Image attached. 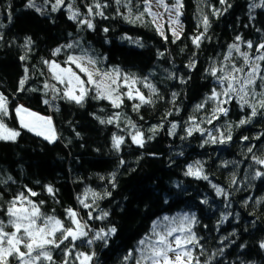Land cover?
I'll return each mask as SVG.
<instances>
[{"label":"trees","instance_id":"obj_1","mask_svg":"<svg viewBox=\"0 0 264 264\" xmlns=\"http://www.w3.org/2000/svg\"><path fill=\"white\" fill-rule=\"evenodd\" d=\"M182 2L180 39L167 28L165 40L151 16L146 13L142 21L130 23L123 18L128 9L115 0H99L108 5L101 9L107 19L87 16L86 6L93 0H64L57 11H52L55 0H34L41 12L28 7V0H0V94L7 98L8 108L4 121L20 133L14 141L0 140V221L5 230L12 229L6 214L10 201L31 189L38 195L29 199L40 212L60 219L65 227H73L65 210L76 211L88 238L101 230L116 229L105 238L107 243L93 239L89 245L87 238L78 239L67 257L68 264H80L75 259L79 253H94L85 264H135L139 258L136 249L143 247L138 242L151 235L154 222L182 214L195 215L192 230L200 247L193 255L200 264H264V248L260 247L264 242V176L253 178L256 171L264 172V165L254 159H264V115L260 114L264 109L249 123L239 125L251 109H242L233 98L223 105L229 109L227 116L217 113L218 119L207 122L217 107L216 101L207 98L213 89L221 91L209 69L224 67L227 71L231 65L243 66L241 53L253 59L261 54L256 45L264 42V6H259L262 0ZM253 4L258 6L250 7ZM70 8L80 13L77 20L69 19ZM131 8L134 18L143 11L142 0H132ZM205 16L206 32L201 24ZM80 19H91L94 29L81 25ZM201 32L204 37L197 48L191 38ZM237 36L241 40L237 41ZM29 39L31 44L26 47ZM247 41H252L253 48L247 47ZM70 43L79 47L62 48L60 54L52 55L56 48ZM234 43L240 52L233 49L226 60ZM74 54L92 56L101 71L119 69L140 80L146 78L145 83L155 87V94L144 83L136 85L152 103L136 110L139 100L124 98L121 106L114 108L106 99L93 98L94 92L83 104L62 98L64 85L51 79L43 61L66 66L67 56ZM22 56L26 59L21 60ZM192 61L195 67L190 69L187 65ZM257 63L264 70V61ZM26 68L28 79L20 90ZM181 79L186 82L181 83ZM45 83L56 85L59 94L51 87L45 89ZM260 83L257 80V92L261 91ZM172 93H176L175 98ZM206 100L204 108L197 110L196 105ZM21 104L52 116L58 134L55 142L21 127L16 113ZM190 118L203 134L197 130L187 134L186 130L194 127ZM101 120L112 123L102 124ZM173 123L177 125L175 132L171 130ZM154 126L157 130L149 131ZM137 130L143 133V147L132 142ZM229 131L232 139L225 143H204L210 140L209 132L219 140L221 132L227 136ZM114 135L124 138L119 151L113 148ZM253 145V151L248 152ZM197 161L207 180L185 175L188 166ZM213 185L227 196L217 195ZM46 186L53 187L54 195ZM80 199L91 208H84ZM89 212L93 219H89ZM105 212L106 217L95 218ZM66 247H71L68 241L52 249V261L38 264H64ZM129 251L134 258L125 261Z\"/></svg>","mask_w":264,"mask_h":264},{"label":"snow or ice","instance_id":"obj_2","mask_svg":"<svg viewBox=\"0 0 264 264\" xmlns=\"http://www.w3.org/2000/svg\"><path fill=\"white\" fill-rule=\"evenodd\" d=\"M227 0H220L221 4H225ZM115 3L118 6H124L128 9V15H125L123 18L130 22L136 23L142 21L144 15L147 13L152 17V23L156 24L158 18H162V13L153 12V0H142L143 11L139 12V15H136L132 18V0H115ZM64 4V0H55V4L52 6V11L59 10L60 6ZM155 5L157 7L164 8L165 12L169 14V28L175 39H180V31H177L179 27L182 31L183 25L180 22V16L182 15L181 9L183 7L182 0H175V3L172 6H169L165 3V0H155ZM108 5L99 3V0H93V4L87 5V16H101L107 19L104 15L102 8L107 7ZM231 7V5H228ZM258 5H251L250 7H257ZM264 6V0H262V5ZM28 7L35 8L37 12H41V9L37 7L34 3V0H28ZM140 5L137 4V8ZM95 9V11H94ZM226 10V9H225ZM71 11V8H70ZM174 13V15H172ZM117 14L119 13V7L117 8ZM218 14V13H214ZM80 16L78 11H71L69 19L77 20ZM81 25H86L88 29H94V24L91 19H80L78 21ZM201 24L204 28V32L208 28V18L205 16ZM2 26V25H0ZM163 25L156 24V31L166 40L162 31ZM107 32L108 29L103 30ZM259 31V30H258ZM204 32H201L199 35L192 37V43L197 48L200 46V42L204 37ZM3 37L0 36V39ZM236 40H241L240 36L236 37ZM140 45L139 41H135ZM31 44L29 39L26 42V47ZM248 48H253L252 41L246 42ZM141 47L143 45H140ZM74 47H79L78 43H70L62 47L56 48L52 55L56 56L61 53L62 48L72 49ZM240 52L238 44H232L229 46L228 56L225 57L227 60L231 54L232 50ZM256 51L261 53L256 56L254 59L249 56L248 53H241L243 57L244 64L243 66L237 67L236 65H231L225 71L224 67L217 69L212 67L209 69L210 74L213 77H216L219 85L221 86V91L217 92L216 89L212 90L211 95L207 100H213L217 102V107L213 109V115L208 119V123L212 122V119H218L220 115L227 116L229 109L223 105L229 104L233 98H236L240 102V106L243 109L245 106H248L251 109L250 115L245 119L239 121V125L247 124L251 121L252 118L258 115V110L264 109V70L261 69V65L257 61H264V42L256 45ZM163 55V53H161ZM26 57L22 56L21 60H25ZM45 65L48 66L49 72L51 73V79L57 81L60 85H66L63 90L62 98L72 101L76 104H83L85 98L89 95L90 92H94L95 99H106L108 100L114 108H119L123 103V97H127L129 100L138 99L139 104L134 105L136 110L143 104L152 103L151 99L146 98L139 89H135L134 85L138 82L144 83V86L149 88L152 93H156L155 87L150 83H145V80H140L139 78L127 74H123L119 69H113L111 71L101 72L99 68L95 67L97 60L92 57L82 55H68L67 59L64 61L65 67L55 61L45 60L43 61ZM74 66V67H73ZM188 68L195 67V61L190 62L187 65ZM247 68V71H245ZM78 70V71H77ZM28 69H25V77L21 79L20 90H23L27 76ZM223 73V75H218ZM83 74V77L82 75ZM86 77V79L84 78ZM257 80H260L261 83L259 87L261 88L260 92L256 91ZM181 79V83H184ZM52 88L53 91L59 94L60 90L56 88V85H49L48 83L44 84V88ZM121 87H127L128 91L121 92ZM173 98H175L176 93H172ZM226 97V99H221ZM248 97L252 98L250 102ZM196 105L197 110L204 108L205 103ZM48 103L47 100L44 101ZM17 116L19 117L20 125L22 128H26L29 131H34L36 135L44 136V139L48 140L50 143L55 142L56 135L54 129L52 128L51 118L39 116L34 112H30L28 109L23 106H18L16 108ZM0 114L7 115V98L0 94ZM261 115H264V112H260ZM171 115V113H168ZM25 116L30 119L26 122ZM190 121L193 122L194 127L188 128L187 134L192 135L193 130L201 131L203 130L195 125L194 118H190ZM100 123H112V120L103 121ZM135 127V125H133ZM162 127V125H161ZM177 125L173 123L171 125L172 132H175ZM45 129L48 134H45V131H38L37 129ZM157 129L154 126L149 129L151 132H155ZM217 131H219L217 129ZM20 133L15 130L8 129L6 125L0 122V140L4 141H14ZM210 140H205L204 143H225L226 140H231V132L229 131L227 136L223 132L220 133L219 140L216 136L212 135L211 132L208 133ZM260 137L257 136L256 139ZM151 139V137H149ZM248 137H243V140H248ZM132 142L143 147L144 139L143 133L139 130L132 135ZM124 143V138L119 136H113V148L117 151L120 150L121 145ZM254 145L248 147L247 151L252 152ZM255 162L260 165H264V159L254 157ZM124 162L121 161V164ZM203 170L200 166V162L197 161L194 165H189L185 175L194 176L197 179H205L208 177L202 174ZM264 176V172L256 171L253 178H259ZM10 179V178H9ZM114 180V176H113ZM235 183V181H233ZM113 187L115 184L113 183ZM216 190L217 195L223 194L227 196V193L220 187L213 185ZM27 195L25 192L17 194L12 201H10V206L6 210V214L9 217L8 225L14 229V231L8 232L5 231V224L3 221H0V264H11V260H15L18 264H38L42 261H52V249H58L61 245L65 244V241H68L71 247H66L64 250V255L66 257L64 264H68L67 257L71 256L72 250L75 247V242L78 239L87 238L86 242L91 245L93 239L105 240L106 237L112 234H115L116 229L114 227L108 229L107 232L101 230L100 232L95 233L93 238H88L89 234L84 230L85 225L77 219L78 213L73 209H66L68 218L71 220V224L74 227H65L64 223L57 219L54 216H45L40 212V209L36 203H34L29 197H35L38 195L35 191L31 189H26ZM46 191L50 195H54V189L52 186H46ZM106 196L111 195V193H105ZM93 197H96V193H92ZM79 199V198H78ZM80 204L84 208H91V205L85 203L83 199L79 200ZM206 203V201H204ZM43 204V201L40 202ZM108 213H103V216L95 217L96 219H102L106 217ZM89 219H93L91 212L88 213ZM163 221L167 223L154 222L152 233L149 236L141 239L138 244L139 246L136 251L139 253V258L135 259V264H200L198 257L193 255V250L199 245V239L197 238L195 232L192 230V225L197 221L195 215L189 216L188 214H182L177 217H163ZM162 227V231L158 230ZM261 248H264V242L260 245ZM23 249V250H22ZM93 254L79 253L75 259L80 262V264H85L92 260ZM133 252L129 251L128 254L124 257L125 261L133 259Z\"/></svg>","mask_w":264,"mask_h":264},{"label":"rangeland","instance_id":"obj_3","mask_svg":"<svg viewBox=\"0 0 264 264\" xmlns=\"http://www.w3.org/2000/svg\"><path fill=\"white\" fill-rule=\"evenodd\" d=\"M165 3H167L169 6H172L174 3H175V0H165ZM152 11L153 12H157V13H162L163 15H162V18H158L157 19V24H161V25H163V27H162V31L164 32V34H165V29H169L170 30V28H169V14L168 13H166L165 12V10H164V8H162V7H157L156 5H155V0H153V8H152ZM181 12H182V9H181ZM172 15H174V13L172 14ZM180 22H181V24L183 25V23H182V20H181V16H180ZM177 31H180V33H182L183 32V30L181 31V29L179 28V27H177ZM75 56H82V55H77V54H74ZM83 55H86V56H89V55H87V54H83ZM89 57H92V56H89ZM93 58V57H92ZM94 59V58H93ZM67 66V65H66ZM61 67H65V66H61ZM74 67V66H73ZM95 67H97V68H99L98 66H95ZM99 70H100V68H99ZM78 71V70H77ZM101 71V70H100ZM106 71V70H105ZM101 72H104V71H101ZM122 72V71H121ZM123 73V72H122ZM127 74V73H126ZM82 75V77H83V74H81ZM127 75H129V74H127ZM132 76V75H131ZM85 79H86V77H84ZM65 87H66V85H64V89H65ZM134 88L135 89H139V87L135 84L134 85ZM140 90V89H139ZM120 91L121 92H126V91H128V88L127 87H121L120 88ZM141 92V91H140ZM124 98H127V97H123V99ZM135 100H137L138 101V99H135ZM19 106H23L24 108H26V109H28L30 112H34V113H36V114H38L39 116H43V117H47V118H51V121H52V128L54 129V132H55V135H56V139H57V136H58V134H57V132H56V127H55V123L53 122V119H52V116L51 115H49V114H46V113H41V112H38V111H36V110H34V109H31V108H29L28 106H26V105H24V104H21V105H19ZM19 118V117H18ZM30 118L29 117H27V116H25V120H26V122L29 120ZM0 122H2L4 125H6V127L8 128V129H11V130H14L13 128H11L5 121H4V115H2V114H0ZM19 123H20V121H19ZM38 131H45V134H48L47 133V131L45 130V129H41V128H38L37 129ZM32 133H35L34 131H31ZM40 136H42V135H40ZM43 138H44V136H42ZM60 220V219H59ZM163 223H167V222H164V221H162V224ZM73 227H74V225H73ZM12 228V227H11ZM158 230H163L162 228H160V229H158ZM5 231H8V230H5ZM11 231H14V229L12 228L11 230H9L8 232H11ZM23 250V249H22ZM11 264H18V262L17 261H15V260H11Z\"/></svg>","mask_w":264,"mask_h":264}]
</instances>
